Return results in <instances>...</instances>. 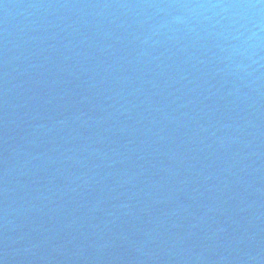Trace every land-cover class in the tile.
<instances>
[{"label":"water","instance_id":"obj_1","mask_svg":"<svg viewBox=\"0 0 264 264\" xmlns=\"http://www.w3.org/2000/svg\"><path fill=\"white\" fill-rule=\"evenodd\" d=\"M0 264H264V0H0Z\"/></svg>","mask_w":264,"mask_h":264}]
</instances>
